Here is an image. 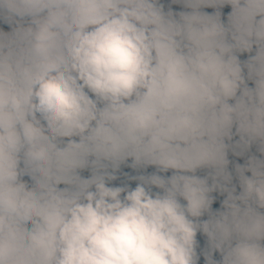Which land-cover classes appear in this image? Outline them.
I'll use <instances>...</instances> for the list:
<instances>
[{
	"label": "clouds",
	"instance_id": "9594fccd",
	"mask_svg": "<svg viewBox=\"0 0 264 264\" xmlns=\"http://www.w3.org/2000/svg\"><path fill=\"white\" fill-rule=\"evenodd\" d=\"M0 264H264V0H0Z\"/></svg>",
	"mask_w": 264,
	"mask_h": 264
}]
</instances>
